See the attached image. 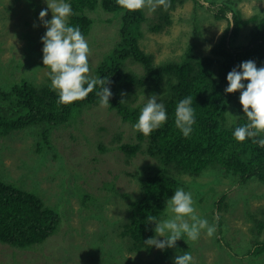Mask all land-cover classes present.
I'll return each instance as SVG.
<instances>
[{"label":"rangeland","instance_id":"1","mask_svg":"<svg viewBox=\"0 0 264 264\" xmlns=\"http://www.w3.org/2000/svg\"><path fill=\"white\" fill-rule=\"evenodd\" d=\"M49 2L51 0H0V62L9 61L18 53L21 55L28 49L31 38H40L46 27L40 21L39 13L47 9ZM237 2L236 8L243 18H249L264 8V0ZM219 5L217 0L215 4H211V0L206 3L204 0L176 2L170 9V23L161 30L150 27L158 22V17H152L162 7L155 12L144 8L148 20L141 26L143 49L152 53L157 62L180 59L189 47L197 56L209 53L227 26L226 18L216 17ZM52 15L48 9L44 19L50 21ZM90 16L94 18L93 25L84 38L90 49L91 76L92 59L95 66L103 51L112 46L120 21L115 14L101 9ZM230 16L232 13L229 12ZM251 26V23L244 26L233 44L245 43ZM42 49L35 47L33 55L28 58L29 64L33 60L32 65L21 73L16 70L14 76L25 75L36 83L43 82L50 70L43 65ZM9 64L12 66L13 61L10 60ZM127 67L143 73L141 66L131 61L127 62ZM4 74L3 70L0 71V84H3ZM88 109L87 113L83 112L82 119L79 116L69 125L56 128L50 145L41 151L37 148L36 127L0 136V176L35 191L60 215L55 233L35 247L21 249L0 243V264H172L177 255L186 251L191 253L194 264H264V250L260 254L254 253L256 242L264 244V182L249 180L241 184L225 174L182 175L186 182L182 189L192 193L196 215L208 220L209 224L217 223L212 237L202 230V237L195 242L183 235L186 246L177 241L175 247L164 250L155 246L138 253L129 250V241L121 233L127 221L130 199L133 200L134 192L139 190L134 173L142 170L147 156L139 150L127 159L117 148L118 143L110 141L115 139L112 134L118 129H123L126 141L130 125L124 124L101 104ZM242 113L238 97L230 107L227 119L231 121ZM80 120L82 122L76 126ZM98 135L100 143H86L87 136L96 139ZM113 178L118 192L129 193L128 197L106 193L110 186L104 182ZM195 179L205 184L201 191L194 189L192 181ZM102 187L106 192L103 190L105 195L98 205L93 198L99 197L96 193ZM78 188L87 194L86 206ZM154 237L164 239L156 234ZM167 249L170 250L168 256L165 254Z\"/></svg>","mask_w":264,"mask_h":264},{"label":"trees","instance_id":"2","mask_svg":"<svg viewBox=\"0 0 264 264\" xmlns=\"http://www.w3.org/2000/svg\"><path fill=\"white\" fill-rule=\"evenodd\" d=\"M217 1L220 2V8L216 17L226 18L227 26L209 53L197 56L193 48L189 47L180 59L157 62L154 55L143 49L140 42L143 36L141 26L148 20L145 9L129 12L122 9L117 0H65L71 5L73 13L67 18V24L78 26L84 37L89 35L93 25L91 13L101 9L119 17L120 24L112 46L103 51L95 66L92 65L94 60L91 61V77L108 78L110 83L106 87L110 88L112 96L107 108L131 127L126 141L123 139V129H118L112 134L115 139L110 142L118 143L117 148L127 159L139 150L147 156L142 170L134 173L133 178L138 183L139 190L134 192L133 200L130 199L127 221L121 233L129 241L128 249L135 250L136 253L152 248L144 243L156 234L155 224L148 222L147 217L155 216L156 222L170 218L166 201L173 197L177 189L186 185L182 175L198 177L206 173L211 176L225 174L241 184L249 180L264 182V147L253 143L252 138H246L243 142L234 138L235 129L248 123V120L243 112L228 121V111L240 92H225L228 87L227 74L234 67L239 71L238 66L247 60H254L257 68L264 67V8L249 18H243L236 8L237 0ZM176 2L183 0H170L171 7L167 11L162 8L159 10L161 14H158L159 11L155 13L152 18L158 17V22L150 29L161 30L170 23V9ZM215 3L216 0H211V4ZM210 6L207 9L213 10ZM229 12L233 18L230 33ZM250 23L252 26L247 34V41L233 44L242 28ZM46 31L47 28L41 32L39 39L31 38L28 49L21 52V55L18 53V56L11 57L9 61L0 62V71L5 72L2 82L8 84L7 87L0 84V136L36 127L39 151L50 145L56 128L69 125L79 116L82 119L83 112L87 113L89 107L100 104L96 95L100 90L98 86L84 100L58 105L59 93L50 87L48 74L41 83H36L25 75L14 76L16 70L21 73L32 65L33 60L29 64L28 58L33 55L35 47L43 48L41 37ZM10 60L13 61L12 66L9 64ZM128 61L140 65L143 73L128 68ZM121 93L125 95L122 96ZM152 94L158 96L157 103H163L167 120L147 137L135 130L133 142L132 127L137 123L142 108ZM189 96L193 98L191 106L194 109L195 123L191 134L186 138L175 126V109L180 100ZM121 100L125 102L120 103ZM81 122L82 120L77 122L76 126ZM98 136L96 139L87 136L86 143H100V135ZM260 138H264V133L255 139ZM98 147L103 149V146ZM104 183L110 186V191L106 192L102 187L96 193L99 197L93 198L96 204L100 205L105 195L103 190L107 194L112 192L129 196V193L118 192L120 190L114 178ZM192 184L197 191L205 186L197 179ZM77 191L84 202L87 194L80 188ZM84 205L86 206L85 202ZM59 221L58 211L46 204L35 191L24 189L0 176V243L21 249L35 247L55 233ZM218 221H221L219 216ZM178 241L186 246L183 236ZM254 246V253L260 254L264 250L262 243L256 242ZM169 253L170 250L167 249L165 254L168 256Z\"/></svg>","mask_w":264,"mask_h":264},{"label":"clouds","instance_id":"3","mask_svg":"<svg viewBox=\"0 0 264 264\" xmlns=\"http://www.w3.org/2000/svg\"><path fill=\"white\" fill-rule=\"evenodd\" d=\"M204 2L206 3V0ZM117 4L129 12L144 8L155 12L158 7L167 11L171 7L170 0H117ZM48 9L53 13L50 21L44 19ZM72 14L71 5L64 3L63 0L60 2L51 0L47 3V9L39 13L40 21L47 28L41 40L44 45L43 65L50 70L48 72L50 87L59 93L57 104L68 105L74 101L84 100L98 86L100 90L96 95L100 99L101 106L107 107L112 96L110 88L106 87L110 81L108 78L89 75V45L78 26L67 24V18ZM238 68L239 71L234 67L227 74L228 87L225 92H240L239 103L248 123L237 127L233 135L238 142L252 138L253 143L264 147V138L255 139L264 133V67L257 68L254 60H247ZM243 81L248 83L245 85ZM121 95L125 94L121 93ZM157 100L156 94H152L147 99L134 125V129L145 137L160 128L167 120L165 107L163 103H157ZM124 102L125 100L120 101V103ZM192 104L193 98L189 96L180 100L175 109V126L186 138L191 134L195 123ZM166 210L170 214L169 219L156 222L155 216L147 217L148 222L155 224L156 235L164 237L163 240L151 237L144 241L149 247L155 246L159 250L173 248L183 235L195 242L199 236L202 237V230H206L208 237H212L216 232L217 223L209 224L208 220L196 215L192 193L185 192L182 188L177 189L173 197L166 201ZM174 264H194V259L191 253L186 251L176 256Z\"/></svg>","mask_w":264,"mask_h":264},{"label":"water","instance_id":"4","mask_svg":"<svg viewBox=\"0 0 264 264\" xmlns=\"http://www.w3.org/2000/svg\"><path fill=\"white\" fill-rule=\"evenodd\" d=\"M230 22H231V25H230V31H229V33L231 32L232 27H233V18H232V16H230Z\"/></svg>","mask_w":264,"mask_h":264},{"label":"bare ground","instance_id":"5","mask_svg":"<svg viewBox=\"0 0 264 264\" xmlns=\"http://www.w3.org/2000/svg\"><path fill=\"white\" fill-rule=\"evenodd\" d=\"M113 111H115V110H113ZM120 121V120H119ZM125 121V120H124ZM118 123V122H117ZM114 132H117V131H114ZM123 136V135H122ZM124 139V138H123Z\"/></svg>","mask_w":264,"mask_h":264}]
</instances>
